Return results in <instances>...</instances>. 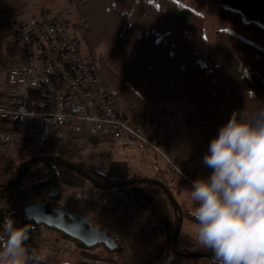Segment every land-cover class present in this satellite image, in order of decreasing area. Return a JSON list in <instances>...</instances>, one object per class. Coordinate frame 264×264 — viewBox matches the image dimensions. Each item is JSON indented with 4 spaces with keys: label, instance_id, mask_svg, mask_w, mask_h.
<instances>
[{
    "label": "trees",
    "instance_id": "obj_1",
    "mask_svg": "<svg viewBox=\"0 0 264 264\" xmlns=\"http://www.w3.org/2000/svg\"><path fill=\"white\" fill-rule=\"evenodd\" d=\"M68 1L71 18L67 19L95 66L103 88L107 92H115L116 104L121 113L145 134L153 119L151 109L164 107L166 102L180 98L191 99L192 107L185 117V123L203 132L205 140L201 147L208 150L211 140L233 112L245 108L250 90L255 92L259 102H264V26L247 18L241 11L223 2L215 4L214 15L240 28L247 35L231 28H222L215 32V41L211 44L205 36V15L188 6L185 0ZM192 1L205 9L210 0ZM27 5V0H0V16H8L1 22V27L8 26L11 29H2L4 33L14 31ZM20 50L21 46H18L17 52ZM209 51L220 54L219 62L212 68H208L203 60ZM255 103L248 101V108L251 109ZM37 154L46 152L27 148L1 156L0 182L11 180L18 165ZM37 166L41 168L38 177L28 186L20 187L29 172ZM59 166L54 160L38 159L13 188L0 193V234L9 203L4 198L23 194L26 190L44 195H50L51 192L61 194L63 184L57 169ZM85 168L102 182L117 181L107 178L98 169ZM160 171L158 178L173 193L176 192ZM184 210V215L194 220L191 211ZM22 225L30 228V238L26 242L29 248L33 233L45 239V244H39L41 247H34L46 254L44 264H93L92 260L97 257H87L97 253L93 248L99 250L98 247L102 246V251L109 256L108 251L116 252L123 247L119 236V246L115 250L103 244L86 246L62 231L36 224L24 215ZM174 233L168 244L161 243V239L159 242L165 252L177 257L169 250ZM71 242L77 249L70 246ZM177 248L183 251L178 243Z\"/></svg>",
    "mask_w": 264,
    "mask_h": 264
},
{
    "label": "built area",
    "instance_id": "obj_2",
    "mask_svg": "<svg viewBox=\"0 0 264 264\" xmlns=\"http://www.w3.org/2000/svg\"><path fill=\"white\" fill-rule=\"evenodd\" d=\"M27 1L15 31L21 50H12L0 59V157L27 148L52 153L60 147L59 138L64 134L128 137L151 147L163 158L168 173L192 185L196 178L159 136V119L151 120V135L140 132L121 113L115 92L103 88L69 20L62 13H54L48 3L40 4L35 11L32 0ZM26 195L7 204L4 222L11 218L21 226L22 208L28 202L45 199L52 206L78 210V206L85 205L98 220L116 216L132 222L138 237L152 245L153 254L146 264H215L204 258L172 257L165 252L148 207L126 187L81 188L56 196L33 192Z\"/></svg>",
    "mask_w": 264,
    "mask_h": 264
},
{
    "label": "clouds",
    "instance_id": "obj_3",
    "mask_svg": "<svg viewBox=\"0 0 264 264\" xmlns=\"http://www.w3.org/2000/svg\"><path fill=\"white\" fill-rule=\"evenodd\" d=\"M248 101H256L251 109ZM211 169L192 181L196 242L215 264H264V102L250 90L244 109L234 111L203 156ZM30 228L11 218L0 234V264H44L46 254L29 248Z\"/></svg>",
    "mask_w": 264,
    "mask_h": 264
},
{
    "label": "rangeland",
    "instance_id": "obj_4",
    "mask_svg": "<svg viewBox=\"0 0 264 264\" xmlns=\"http://www.w3.org/2000/svg\"><path fill=\"white\" fill-rule=\"evenodd\" d=\"M48 1V3L51 1V5H49L51 6V9L54 13H62L66 18H71L70 14L68 13V10H71L69 9L70 5L68 0ZM185 3L191 8L200 11L205 15V36L209 43H214L215 32L222 28H231L247 35V33L242 31L240 28L233 26L232 24L214 15V1L210 0L205 9L192 0H185ZM7 18V15L0 16V59L7 57L12 50L17 51L19 43L18 38L15 36L16 27L14 31L12 33L10 32L9 34L2 31V29L5 31H11L8 26H5L4 28L1 27V22ZM203 60L208 68H212L213 65L219 62L220 54L209 51L204 56ZM191 107V99L180 98L174 101L166 102L164 107H154L151 109V111L154 113L155 108L160 111V113L155 118L159 119L161 124L158 133L160 134L159 136L161 137L162 141H164L166 145L168 143L169 146H167L169 147L170 151L174 152L178 156V159L184 163V166L191 169L192 172L194 171L193 174L197 179L198 177H207L210 175L211 171H209L203 163V156L207 152V149H203L201 147L205 140L203 132L199 129H192L185 123V117L190 111ZM147 135H151L150 129L147 132ZM70 136L72 135H62V137L59 138L60 147L53 151V153L61 156L63 159L83 165L84 167L98 169L104 172L106 175L108 173V164L112 161L127 163L130 167L129 174L137 177H151V170L160 171L161 167L165 168L163 158L153 149H151V147L147 146L139 139L134 140L128 137L117 138L107 135H73L72 138H70ZM62 167L59 166L58 168ZM40 171V167H34L21 183L20 187L28 186L36 179V177H38ZM160 174H164V176L170 181L172 179L171 183L181 188V194L178 191L174 192L176 199L180 204H182L183 210L187 209L192 211L193 204L188 197V192L191 188V185L180 182L177 177L171 173H168L166 170L164 173L163 170H161ZM131 186L126 188H130ZM85 189H92V186L89 184V186L85 187ZM30 192V190H26L23 192V194H18L12 197L6 196L4 201L8 200L9 203H15L19 199H25L27 197L26 194ZM184 200L188 201V203L185 204ZM171 206L173 208L172 204ZM91 214L92 213L89 214L88 212L87 218L93 226L99 228L106 227L103 221L98 220ZM191 222L193 223L194 220H192L190 216L184 215L182 229L178 239V247L184 252H194V250L204 249L196 242L194 236L191 234L193 232V224ZM175 228L176 225L174 227V231ZM50 233L53 234L51 231ZM136 235L138 237L137 229ZM39 236L40 235L33 233L32 245L30 248L35 249L34 247L36 245L41 247L40 245L45 244V239L43 237L40 239ZM138 239L141 240L139 237ZM186 239L188 243H186ZM172 240L173 239H171V246ZM139 242L134 238L129 241H121L123 247L119 251H108L109 255L113 254L111 255L112 257L107 256V254L102 251L103 247L99 246V250L93 248L97 253L90 254L87 257L90 259H94L93 257L95 256L97 257L92 260L93 264H146L145 261L152 257L151 255L153 254V249L152 246L149 245V249L144 250V254L141 255V244ZM145 243L150 244L149 242L142 241V244ZM125 248L127 251H125ZM169 250L171 251V247ZM138 254L140 256L139 261H137ZM101 256H105V258L102 259ZM205 259L215 263L214 256Z\"/></svg>",
    "mask_w": 264,
    "mask_h": 264
},
{
    "label": "water",
    "instance_id": "obj_5",
    "mask_svg": "<svg viewBox=\"0 0 264 264\" xmlns=\"http://www.w3.org/2000/svg\"><path fill=\"white\" fill-rule=\"evenodd\" d=\"M141 132L142 130L139 129ZM38 159H48L58 162L61 166L73 170L87 179L94 188L107 190L113 187L131 186L138 183H152L158 185L167 195L176 211V228L172 240L171 252L179 257L185 258H208L214 256L210 251L203 252H184L177 248L179 235L182 229L184 219V210L182 205L176 199L173 191L161 179L156 177H137L133 176L114 182L105 183L98 180L82 165L60 158L53 154H37L23 160L17 167L14 177L11 180L0 183V193L13 188L22 178L24 172L30 165ZM57 192H51V196H56ZM23 215L34 221L36 224H44L50 228L57 229L63 233L81 241L86 246H96L103 244L110 250H115L119 246L118 236L109 233L105 228L93 226L86 214L77 209L69 207H55L49 201L43 199L35 202L26 203L23 208Z\"/></svg>",
    "mask_w": 264,
    "mask_h": 264
},
{
    "label": "crops",
    "instance_id": "obj_6",
    "mask_svg": "<svg viewBox=\"0 0 264 264\" xmlns=\"http://www.w3.org/2000/svg\"><path fill=\"white\" fill-rule=\"evenodd\" d=\"M214 3L223 2L227 4L228 6L241 11L247 18L254 20L255 22L259 23L260 25L264 26V0H212ZM31 8L32 10H35L38 8L40 4H47L48 1L43 0H32L31 1ZM51 3V1H50ZM48 3V5L50 4ZM51 5V4H50ZM160 113L157 108L154 109L153 118L157 117V115ZM163 134V133H162ZM168 145V143H167ZM169 146V145H168ZM172 155L177 157L178 156L172 152ZM184 164V163H183ZM186 170L195 176L191 169L187 168L185 166ZM58 172L60 174V179L63 184V194H69L75 190L85 188L89 186V183L85 178L77 174L76 172L67 169V168H57ZM130 167L127 163L120 162V161H112L108 164L107 167V177L109 179L114 180H121L133 177L132 174H129ZM152 169V168H151ZM163 170V173L165 171V168L161 167ZM152 174L151 177L158 178L159 171L151 170ZM168 179V178H167ZM169 183L174 187L175 191H178L181 194V188L178 186H175L171 183V181L168 179ZM159 186H156L152 183H138L132 185L130 188H127L136 198H138L140 201H142L143 204H145L148 207V215L150 219L156 224V226L159 228V233L162 241L166 244L169 243V240L172 236V233L174 231V227L176 225V211L174 207L172 208L171 202L167 195L164 193V191L161 188H157ZM184 203H188V201L184 200ZM78 208L85 212H89L88 206L82 205L78 206ZM104 224L106 225L105 229L112 231L115 235L119 236L121 239L120 241H129L132 238L137 240L141 245V255L144 254V250L149 249V245L151 244H142V241L138 239L136 235V226L130 222L125 221L123 219H119L116 216H112L108 220H102ZM192 223V222H191ZM194 225V222L192 223ZM186 243H188L186 239ZM73 243H70V246L73 247ZM152 246V245H151ZM74 249H77V247H73ZM204 249H198L194 250V252L199 251H205ZM125 251L127 249L125 248ZM127 253V252H126ZM110 254L109 257H112ZM138 260L140 259V256L138 254ZM113 259V258H112Z\"/></svg>",
    "mask_w": 264,
    "mask_h": 264
}]
</instances>
